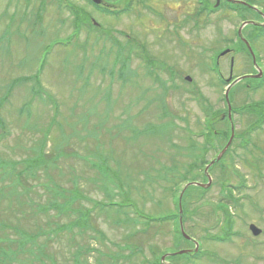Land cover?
I'll use <instances>...</instances> for the list:
<instances>
[{
	"label": "rangeland",
	"instance_id": "374dc122",
	"mask_svg": "<svg viewBox=\"0 0 264 264\" xmlns=\"http://www.w3.org/2000/svg\"><path fill=\"white\" fill-rule=\"evenodd\" d=\"M141 1L115 18L84 0H0V247L35 235L37 226L47 236L35 241H44L47 257L20 255L13 264H155L191 248L187 238L216 253L208 264L225 250L240 264H264V126L240 142L251 121L246 115H233L238 138L209 173V189L185 192V241L165 220L176 214L177 191L208 183L203 170L185 171L200 158L207 124L224 113L218 77H228L231 55L218 61L216 53H238L234 76L262 72L232 87L231 107L262 102L264 38L249 42L253 64L237 43L235 12L223 8L196 21L199 0ZM66 4L91 15L98 29L75 36ZM114 40L126 48L122 61L115 62ZM143 47L152 63L145 64ZM38 71L39 84L31 80ZM225 182L237 203L223 195ZM225 204L232 233L213 242L208 237L221 234ZM250 224L261 233L253 236ZM166 262L204 264L188 253Z\"/></svg>",
	"mask_w": 264,
	"mask_h": 264
},
{
	"label": "trees",
	"instance_id": "16d2710c",
	"mask_svg": "<svg viewBox=\"0 0 264 264\" xmlns=\"http://www.w3.org/2000/svg\"><path fill=\"white\" fill-rule=\"evenodd\" d=\"M86 4H88L89 6L94 7V9L98 10L101 9L98 6L93 5L90 0H84ZM106 1H120L121 4H125V6H123V8L120 11H108V10H104L103 12H105L106 15H110L112 17H118L121 14L127 13L129 11V9L136 3L137 5H142L143 2L141 0H106ZM250 6H255V7H263L264 8V0H245ZM61 5V4H60ZM215 0L212 2V4L209 3V0H199V5H198V9L195 12V19L196 21H198L199 19L202 18H206L207 16H209L211 13L214 12H218L219 10L225 8L228 9L232 12H235V14H237L240 17L241 22H245V21H259L262 22L263 18L259 13L254 12L251 8H249L248 6H243V5H238V4H232V3H228L226 0H220V3L218 5V7H215ZM67 6V4H66ZM65 8H68V10L70 11V14H72L73 16V21H72V25H73V29H74V35L77 36L79 33L80 29H83L84 27H86L87 29H97L96 27H94L93 24H90V18L91 15L87 14L83 9L79 8V6H67ZM198 23L196 22L195 25H197ZM110 32V31H107ZM243 32L245 34V37L247 38V40L249 42L252 41H257L259 39L264 38V27H260V26H251L248 25L243 29ZM236 38H237V32H236ZM99 40V39H98ZM241 48L242 51L247 55L248 58V52L247 49L245 48L244 44L240 41L237 42ZM114 46L118 47V58H116L115 62L117 61H122V54L125 51V47L120 45L116 40H114ZM131 47V46H130ZM132 48V47H131ZM130 51V50H129ZM223 51L220 50L219 52ZM219 52L216 53V57L218 56ZM130 54V53H129ZM148 53L146 52V49L143 47V53H142V57L144 59L145 64L148 63H152L150 61L149 56L147 55ZM215 56H213V61H212V71L213 72H218V67L217 64H215ZM38 78H39V71L32 76L31 80H34L36 83L38 82ZM39 84V82H38ZM219 84H221L223 87L226 86V84L224 83V81H222V79L219 78ZM34 90V88H33ZM40 91H43V89L41 88ZM9 95H7L4 99L3 102L6 101L7 97ZM224 99V96H223ZM224 101V100H223ZM225 103V102H224ZM1 106V105H0ZM203 111H205V109L203 108ZM227 111V107L225 104V109H224V114H226ZM231 112L232 115L238 114L240 116H244L246 115V117H250L251 121L249 122L248 126L240 133V142L242 141L245 145L248 143V141L250 140V135L253 132H256L257 130H260L261 128H263L264 126V100L262 102H255L252 101L251 103H243L241 106H237L235 107L234 105H232L231 107ZM219 116V115H218ZM208 120H209V116H208ZM207 120V121H208ZM216 120V121H215ZM209 122V121H208ZM216 124H221L224 128V132L223 133H217L214 134L211 130L210 131H206L204 132V134H201L202 139H203V143L202 146L200 147V158H197V156H195L194 161L192 164H190L189 166H187L186 168V175L190 174V172L193 170H203L205 166L209 163L208 160H206L205 156L207 153L211 152V151H215V155L218 154L222 148L225 146V144L227 143L228 138L230 137V123L228 120L224 119L222 120V118H218L216 117V119L211 120L207 125L210 129H212V127H216ZM206 125V126H207ZM0 127L4 128V123L3 120L0 117ZM238 138V135L235 134L234 138H233V142ZM232 145V143H231ZM231 146L227 149V151L225 152V154L222 156V158L216 162L215 164H213L210 168L208 173H211L214 169H216V167L218 166V164L221 163V161H223L224 158H226L227 156L230 155L231 153ZM42 160V159H41ZM17 164V163H16ZM18 165V164H17ZM38 165V164H37ZM36 166V165H35ZM223 165H221L220 171L222 174H224V170L222 168ZM18 176V178L20 177V174H16ZM186 178V176H183V183H186V181L184 180ZM193 186V185H190ZM188 186L185 190L184 193L182 195V199H181V207H182V220H183V224L185 223V215L187 214V210L185 209V201H184V195L186 190L190 187ZM195 187V186H193ZM220 187L221 191L223 193V195L225 196V198L227 200H231L234 203H237V199H235L232 195V190L227 187L226 182L225 183H220ZM182 190V189H181ZM180 190V191H181ZM208 189H201L202 193H205ZM179 191H177L174 203H175V210H176V214L172 215L169 218H166L165 220H171L174 223L175 226V232L179 234V238L180 240H184L181 236L180 230H179V213H178V197H179ZM127 200H129L128 198H126ZM50 208H54L57 209V206H54L53 204H49L48 205ZM110 206H117L115 203L111 202ZM129 206V205H127ZM228 206L227 204L224 205L223 209H222V215H223V219H222V231L220 235L215 236L214 238H212L211 236L208 237V239H210L211 241H217V242H225L227 241L232 233V228H233V219L231 214L228 211ZM120 210L118 209L117 212H119ZM48 213V212H47ZM58 214H60L57 211ZM135 213L137 215L138 212L135 211ZM78 219H76L72 224H76L78 223ZM149 222H152L154 220L149 219ZM22 228V226H21ZM41 228V229H39ZM39 229V230H38ZM43 227L41 226H37V228H35V235H31L30 234H24L25 237L28 236V238H22L23 241H18L16 239H11L8 242V247L5 250L4 248L0 247V264H13V263H17L16 260L18 261V257L21 255H25V254H29L32 258L34 259H39L40 257H47L46 253H45V244L43 241L42 246L38 245L37 243H35V241L40 238V237H47L44 234V231L42 230ZM57 235V231L56 234ZM50 238V236H49ZM48 238V240H49ZM207 239V240H208ZM185 241V240H184ZM31 242V247L27 248V244ZM2 243H0L1 245ZM17 246L21 247L22 251L21 253L18 252ZM33 246L35 247V249L33 248ZM12 247V249L10 248ZM37 252V253H36ZM177 256V255H176ZM197 257L199 255H196ZM160 257H156L154 259V263L155 264H163L162 262H160ZM174 257V256H173ZM173 257H169L167 260L172 259ZM31 263H33V261H30Z\"/></svg>",
	"mask_w": 264,
	"mask_h": 264
},
{
	"label": "water",
	"instance_id": "95a60500",
	"mask_svg": "<svg viewBox=\"0 0 264 264\" xmlns=\"http://www.w3.org/2000/svg\"><path fill=\"white\" fill-rule=\"evenodd\" d=\"M90 1H91L93 4H95V5H99L100 2H101V0H90ZM227 1H228L229 3H233V4H240V5H246V6L248 5L247 3H245V2H241V1H233V0H227ZM218 5H219V0H216L215 7H217ZM253 9H255V8L253 7ZM255 10H256V9H255ZM247 24H252V23H243V24H242V26L238 29V36H239V37H241V31H242V28H243L245 25H247ZM241 40L245 43V45H246V47H247V49H248V51H249V54L252 56V61H253V63L255 64L254 55H253V52H252L250 46L248 45V43L246 42V40H244L243 38H241ZM228 53H229V50H225V51H223L222 53H220V56H224V55H226V54H228ZM232 64H233V60H231V65H232ZM261 75H262V72L259 71V73H258L257 75H255V76H250V77H251V78H259V77H261ZM244 78H245V77H242V78H239V79L235 80L233 84L239 82L240 80H242V79H244ZM230 79H231V72H230V77H229V79H228L227 81H229ZM185 80H186V81H191L189 77H187ZM230 88H231V85L228 86V87L225 89V92H224V98H225V102H226V104H227V118H228V120H229L230 123H231V106H230V103H229V97H228V95H229V91H230ZM233 137H234V127H233V125H232V123H231V125H230V137H229V139H228L226 145H225L224 148L220 151V153L217 155V157H216L213 161H211V162L205 167L204 172L206 173V176L208 177V183H207L206 185H203V184H197V183H190V184L186 185V186L182 189V191H181V193H180V195H179V203H178V209H179V227H180V231H181L182 234L184 233V230H183V223H182L181 198H182V195H183L184 190H185L188 186H190V185H194V186L202 187V188H207V187H209L211 181H210V178H209V176H208V169H209L214 163L218 162V161L222 158V156L225 154V152L227 151V149H228L229 146L231 145L232 140H233ZM249 230H250V232L252 233L253 236H257V235H259L260 232H261V230H260L259 228H257L254 224H250V225H249ZM195 245H196V248H195V251H196V250H197V243H196V242H195ZM189 252H191V251H188V250H181V251L177 252L176 254H178V255H182V254H186V253H189ZM167 256H168V255H167ZM167 256L162 257L161 260L164 261L165 258H166Z\"/></svg>",
	"mask_w": 264,
	"mask_h": 264
},
{
	"label": "flooded vegetation",
	"instance_id": "af4514ba",
	"mask_svg": "<svg viewBox=\"0 0 264 264\" xmlns=\"http://www.w3.org/2000/svg\"><path fill=\"white\" fill-rule=\"evenodd\" d=\"M119 4H121V2L120 1H107V3H104L103 1H101V3L99 4L100 5V7L102 8V9H109V10H111L109 7L111 6V7H114V6H116V5H119ZM122 6H125V4H122ZM101 10V9H100ZM102 11V10H101ZM100 11V12H101ZM102 13V12H101ZM257 26V25H256ZM258 26H260V24L258 25ZM261 27V26H260ZM241 52H242V50H241ZM230 55H231V57H230V62H231V59H233V60H235V58H236V55L238 54L237 52L235 53V51L234 50H230V53H229ZM252 74H255V73H252ZM229 76V75H228ZM220 78L222 79V81H224V82H226V78L223 76V75H220ZM236 77H234V75H233V73H232V79L229 81V83H231V81L232 80H234ZM228 83V84H229ZM222 120H224V119H226V120H228L227 119V116H226V114L225 115H222ZM232 118H233V116H232ZM209 130V128L207 129V128H205V132L206 131H208ZM213 131V133L214 134H217V133H223L224 132V130H218V131H214V130H212ZM190 243H191V248H189L188 250H191L192 252H190L189 253V256L192 258V259H194V260H196V261H200V262H203L204 264L206 263V264H208L207 262H204V261H207V259H208V256L210 255V254H216L215 252H213V251H211V250H209V249H203L202 247H201V242H197L198 243V246H197V250L195 251V243L193 242V241H190ZM217 252V251H216ZM224 253H226V254H229V251L228 250H225L224 252H222V254H221V256H219V261L216 263V264H240V261L238 260V258L236 257V258H234V259H230V258H228ZM196 255H199L198 257L196 256ZM215 264V263H214Z\"/></svg>",
	"mask_w": 264,
	"mask_h": 264
}]
</instances>
